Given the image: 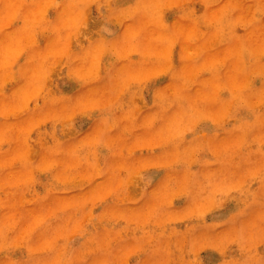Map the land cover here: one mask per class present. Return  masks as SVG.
<instances>
[{"label": "rangeland", "instance_id": "obj_1", "mask_svg": "<svg viewBox=\"0 0 264 264\" xmlns=\"http://www.w3.org/2000/svg\"><path fill=\"white\" fill-rule=\"evenodd\" d=\"M0 264H264V0H0Z\"/></svg>", "mask_w": 264, "mask_h": 264}]
</instances>
